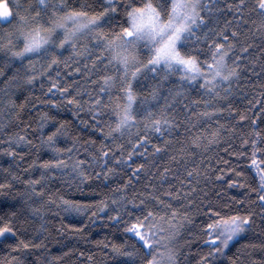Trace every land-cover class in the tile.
I'll return each instance as SVG.
<instances>
[{
	"label": "snow or ice",
	"instance_id": "6c2138e0",
	"mask_svg": "<svg viewBox=\"0 0 264 264\" xmlns=\"http://www.w3.org/2000/svg\"><path fill=\"white\" fill-rule=\"evenodd\" d=\"M121 9L123 17L118 19ZM246 12L257 13L259 27L264 28V0H254L251 6L250 0H95L91 4L87 0H0V76L5 74V68H11L14 72L11 79L31 84L36 75L43 76L47 69L60 64L67 67L61 56L62 50L70 47L78 56L88 54L92 67L85 65V69L89 76L97 74L100 82L99 93H88V110L93 117L110 114L105 126L107 130L101 127L100 131L105 140L111 138L113 147L102 141L99 155L92 153L87 160L79 157L73 159L72 148L58 146L59 138L67 134L66 122L54 126L55 130L46 136L41 131V144L52 151V158L44 160L42 168L53 175L70 170L71 175L83 183L92 180L93 174L97 180L101 177L107 180L115 172L108 164L110 155L121 163H128L137 155L138 148L146 153V145H152L153 152L158 155H167L173 150V145L170 139L165 138L166 134L170 137L174 130L182 127L173 115L179 105L190 114L183 125L188 142L181 147L182 157L194 160L197 149L206 147L205 142L218 143L224 135V126L216 120V127L213 128L212 121L225 111L220 102L227 99L232 80L241 75V57L237 56L229 64V53H233L237 47H240L241 53L248 51V47L240 46L239 42V37L244 34L242 29L248 24ZM229 16L231 19L224 18L221 26V17ZM105 25L115 27L109 31ZM81 40L95 41L94 47L100 54L89 53L88 47L80 44ZM80 48L83 50L78 51ZM38 62L39 72L36 67ZM148 74L156 80V84L152 86L150 95L138 100L140 93L137 88L142 87L140 78L147 80ZM176 75L179 76V90L173 87L168 89L167 96L163 95V84L170 83V77ZM49 82V94H53V89H56L67 104L77 105L81 111L84 110L81 100L68 92L67 86L59 87V81H53L50 75ZM91 82L95 84L97 81ZM193 82L200 85L208 98L183 103L180 97L184 95V85L193 87ZM114 90L118 95H112ZM104 96L108 97L107 103L104 102ZM160 99L165 101L163 105L159 104ZM153 101L157 103L153 104ZM51 103L60 106L56 99ZM7 105L14 107L15 101L8 100ZM20 107L23 108V105ZM193 107L202 110L193 112ZM191 116H196L197 120L192 121ZM52 119L47 113L42 114L40 128L43 129ZM240 119L244 120L245 117L240 116ZM102 122H95L93 127ZM188 124L192 127L189 128ZM195 128H199V132L191 134ZM126 135L131 137V151L125 157V145L117 141ZM254 135L255 138L243 139L242 143L251 145L249 164L254 169L251 174L257 182V187L251 191L257 194L256 199L262 205L260 215L261 223H264V134L255 132ZM154 137L157 141L164 139L162 143H153ZM9 140L31 145L26 135L10 136ZM114 149L119 150V154ZM3 151L16 154L14 148ZM233 154L240 157L247 155L243 151ZM171 160L175 161L176 156L173 155ZM96 166L107 171H87ZM144 167V164H138L132 168L134 175L120 188L126 189L139 175L138 170ZM168 171L165 168L163 174L166 175ZM199 175L196 168L186 170L187 184L192 185V178ZM243 176V172L237 173V179L229 180V185L242 186ZM42 180H45L44 174L39 179L26 181L32 196L25 194L26 199L21 205L25 211L30 208L33 213H38L41 209L34 205L33 196L42 199L45 195L53 203L58 199L66 214H79L93 206L63 195L57 197L51 191L46 192L43 187L38 188ZM11 187L9 182L0 183V194L7 195ZM140 196L144 198H139L138 202L137 198L128 200L125 196H120L118 200L112 199L114 210H118L109 219L122 223L125 236L134 241L130 245H111L114 264H179L176 243L184 222L189 220L188 212L182 211L184 205L180 203V191L174 192L170 187L166 198L153 192H147L146 196L141 193ZM129 205L132 206L131 210ZM95 206L98 211H103L109 205L106 201H99ZM206 208L207 220L203 231L207 237L205 247L209 250L201 255L200 264H225V257L230 264H264V256L253 259L251 254L245 255L250 248L259 247L264 251V243L258 246L241 245L232 251L255 224L252 211L235 210L230 202H209ZM16 218V211H11L6 221L5 216L0 215V244L10 236L14 238L20 235L19 242L9 247L22 252L34 245L19 232L14 223ZM161 222H166L168 226L162 227ZM12 261L14 264H25L18 256H12Z\"/></svg>",
	"mask_w": 264,
	"mask_h": 264
},
{
	"label": "trees",
	"instance_id": "16d2710c",
	"mask_svg": "<svg viewBox=\"0 0 264 264\" xmlns=\"http://www.w3.org/2000/svg\"><path fill=\"white\" fill-rule=\"evenodd\" d=\"M87 2L91 4L95 0H87ZM251 3H254V0H250V6ZM245 15L248 24L242 29L244 34L239 37V42L240 46H247L248 51L241 53L240 47H237L233 53H229V64H232L237 56L241 57V75L238 79L232 80L227 99L220 102V106L225 108V111L218 114L212 121L213 128L216 127V120L224 126V135L219 142L213 144L205 142L206 147L197 149L194 160L182 157L181 147L188 142L183 125L186 116L190 114L183 110L182 105H179L175 108L173 115L177 117L182 127L174 130L170 137L167 134L165 137L170 139L173 150L167 155H158L153 152L152 145H146L147 152L144 153L138 148L137 155L128 163H121L110 155L108 164L115 169V172L107 180L103 177L97 180L93 174L92 180L81 183L78 178L71 175L70 170L64 173L56 172L53 175L41 166L44 160L52 158L51 149L41 144V131L46 136L55 130L54 126L58 127L62 122H66L67 134L59 138L58 146L65 149L72 148L73 159L79 157L87 160L92 153L99 155L102 141L109 147H113L111 138L105 140L104 134L100 131V128L105 127L109 122L110 114L103 113L93 117L88 110V93H99L100 88L98 75L94 73L89 76L85 69V65L88 68L92 67V60L88 58V54L78 56L70 47L62 50L61 59L65 60L68 66L60 64L47 69L43 76L36 75L31 84L11 79L14 75L13 70L4 69L5 74L0 76V183L9 182L12 187L7 195L0 194V215H4L6 221L11 211H16L17 218L14 223L23 234V238L30 241L34 247L18 252L9 245L14 246L21 236L16 235L14 238L10 236L4 240L3 244H0V264H14L12 256H18L25 264H114L111 245H130L134 241L125 236L122 223L109 219L118 210H114L112 199L118 200L120 196H125L128 200L137 198L138 202L139 198H144L140 194L144 193L146 196L147 192L166 198L165 194L170 187L174 192L180 191V203L184 205L182 211H187L189 214V220L184 222L176 243L179 264H200L201 255L209 250L205 247L207 237L203 231L207 220L206 204L209 202L213 204L230 202L233 209L252 211L255 216V224L244 234L245 239L239 241L232 249L233 252L241 245L258 246L264 243V223H261L260 215L262 205L256 199L257 194L251 191L252 188L257 187V182L251 174L254 169H251L249 164L251 145L242 143L243 139L255 138V132L264 134V112H262L264 109V28L259 27L260 20L257 13L246 12ZM121 17H123V9L118 19ZM224 18L231 19L230 16L221 17V26ZM105 27L112 31L115 26L105 25ZM115 30L118 31V28ZM80 44L87 46L89 53L100 54L94 47L95 41L81 40ZM82 50V48L78 49V51ZM36 67L39 72L41 70L39 62ZM77 68L80 69L79 72L76 71ZM49 75L53 81H59V87L67 86L68 92L81 100L83 111L77 105L67 104L56 89H53V94L48 93V88L51 86ZM93 80L97 82L93 84L91 82ZM140 81L142 87L137 88V92L140 93L138 100L150 95L152 86L156 84L151 74H148L147 80L141 77ZM179 84L178 75L170 77V83H164L161 88L163 95L167 96L168 89L173 87L179 90ZM224 87L227 88L228 85L225 84ZM184 88V95L180 97L183 103L208 98L203 94L199 84L193 82V87H188L186 84ZM112 95L116 96L118 92L114 90ZM53 99L59 101V107L51 103ZM8 100L15 101V106H6ZM104 102H108L107 96H104ZM164 102L163 99L159 100L160 105ZM21 105L23 108L20 107ZM201 110L195 107L192 109L193 112ZM44 113L54 119L41 129V116ZM240 116H244L245 119L241 120ZM190 119L196 121L197 117L191 116ZM98 121L103 122L93 127V124ZM187 126L192 127L191 124ZM198 132L199 128H195L192 129L191 134ZM17 134L26 135L31 145L9 140L10 136L15 137ZM134 134L135 129H133ZM130 139L131 137L126 135L117 141L125 145V157L131 151ZM163 139L157 141L154 137L153 143H162ZM93 141L95 143H92ZM10 148L15 149V155L3 151ZM114 151L119 154V150L114 149ZM241 151L247 155L240 157L233 154ZM173 155L176 156L175 161L171 160ZM138 164H144V169L138 170L139 175L128 184L126 189L120 188L121 185L128 183L129 177L134 175L131 169ZM165 168L169 169L166 175L163 174ZM192 168H196L200 175L194 176L192 185H188L186 170ZM87 171L95 173L107 171V169L96 166L88 168ZM240 172L244 173L241 180L242 186H230L228 181L236 180L237 173ZM42 174L45 175V180L41 181L38 188L43 187L46 192L51 191L57 197L63 195L68 199L82 200L93 206L79 214H66L62 211L58 199L53 203L45 195L42 199L33 196L34 205L41 209L38 213H33L30 208L25 211L21 205L26 195L32 196L26 181L39 179ZM152 185L155 187H151ZM192 188L195 190L189 191ZM117 189L120 191L117 192ZM185 193H187L186 199ZM99 201H106L109 206L103 211H98L95 205ZM131 207L129 205L130 210ZM161 226L168 225L166 222H161ZM249 254L255 259L264 256V251L259 247L250 248L245 255ZM224 260L225 264H230L226 257Z\"/></svg>",
	"mask_w": 264,
	"mask_h": 264
}]
</instances>
